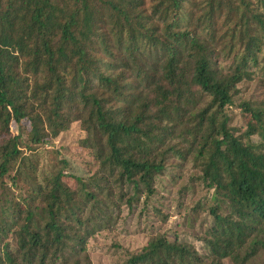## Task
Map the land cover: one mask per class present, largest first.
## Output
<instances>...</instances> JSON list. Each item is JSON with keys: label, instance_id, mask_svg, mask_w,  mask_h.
<instances>
[{"label": "trees", "instance_id": "trees-1", "mask_svg": "<svg viewBox=\"0 0 264 264\" xmlns=\"http://www.w3.org/2000/svg\"><path fill=\"white\" fill-rule=\"evenodd\" d=\"M252 84L264 85V0H0V264H92L89 240L124 206L147 207L175 156L205 193L194 212L211 219L207 253L157 234L124 264H260L264 96L242 98ZM74 125L97 162L85 179L41 151Z\"/></svg>", "mask_w": 264, "mask_h": 264}, {"label": "rangeland", "instance_id": "rangeland-1", "mask_svg": "<svg viewBox=\"0 0 264 264\" xmlns=\"http://www.w3.org/2000/svg\"><path fill=\"white\" fill-rule=\"evenodd\" d=\"M258 85L243 87L242 98L264 96V85ZM86 111L84 107L81 108L83 116ZM228 116L231 127L237 128L238 134L243 133L245 125L240 110L236 107L230 108ZM97 136L96 131L91 129L90 137L94 140ZM84 138V133L77 125L72 126L67 134L61 135L51 145L41 150L45 162L50 163L57 153L68 162L70 173L83 179L93 176L97 170V162L89 149L82 147L81 141ZM18 174L27 186L31 188L36 186L33 176L27 172L25 163L20 166ZM196 175L197 171L180 157L169 159L166 162L165 173L156 182V193L148 201L147 207L144 205V199L140 200L139 206L132 212L124 206L119 219L110 229L89 240L88 248L92 264H124L129 252L144 246L150 237L157 234H165L171 240L177 236L180 240L193 244L199 254L205 255L207 251L199 238L209 228L211 219L206 209L195 215L197 205L205 204V193L196 184ZM64 181L71 187L74 186L71 180ZM155 210L160 212L165 221ZM192 218L195 221L192 220L193 223L190 224ZM259 262L264 264V252ZM222 264L232 263L225 260Z\"/></svg>", "mask_w": 264, "mask_h": 264}]
</instances>
